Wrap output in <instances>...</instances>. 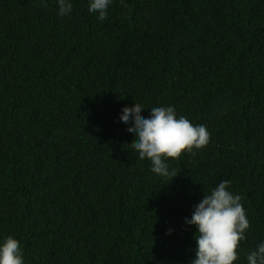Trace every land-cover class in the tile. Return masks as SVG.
I'll return each instance as SVG.
<instances>
[{
    "label": "trees",
    "instance_id": "16d2710c",
    "mask_svg": "<svg viewBox=\"0 0 264 264\" xmlns=\"http://www.w3.org/2000/svg\"><path fill=\"white\" fill-rule=\"evenodd\" d=\"M0 0V240L25 264H190L193 208L221 181L264 241V0ZM172 106L206 146L150 171L119 120ZM171 230V234L169 233Z\"/></svg>",
    "mask_w": 264,
    "mask_h": 264
},
{
    "label": "clouds",
    "instance_id": "9594fccd",
    "mask_svg": "<svg viewBox=\"0 0 264 264\" xmlns=\"http://www.w3.org/2000/svg\"><path fill=\"white\" fill-rule=\"evenodd\" d=\"M113 0H88V11L101 22L108 17ZM57 14L71 16L72 0H56ZM142 104L122 109L119 120L134 138L132 149L138 158L150 161V171L158 176L170 175L167 161L184 152H194L206 146L210 134L203 124H193L187 117L178 116L172 106H157L143 116ZM242 197L230 191V181H221L194 206L185 224L195 226L196 246L190 264H234L237 249L246 239L250 227ZM171 234V230L169 233ZM247 264H264V241L246 254ZM0 264H25L20 242L12 235L0 240Z\"/></svg>",
    "mask_w": 264,
    "mask_h": 264
}]
</instances>
